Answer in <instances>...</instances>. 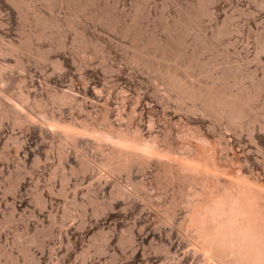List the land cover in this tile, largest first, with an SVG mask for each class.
<instances>
[{"label": "rangeland", "instance_id": "rangeland-1", "mask_svg": "<svg viewBox=\"0 0 264 264\" xmlns=\"http://www.w3.org/2000/svg\"><path fill=\"white\" fill-rule=\"evenodd\" d=\"M263 47L264 0H0V264H196L175 234L183 206L172 231L145 236L183 201L182 183L155 164L106 174L108 144L59 129L102 133L107 115L177 156L200 132L223 149V178L264 182ZM167 69L202 85L223 76L229 92L256 93L253 112L242 128L191 112L166 93ZM121 187L127 197L110 208Z\"/></svg>", "mask_w": 264, "mask_h": 264}, {"label": "bare ground", "instance_id": "bare-ground-1", "mask_svg": "<svg viewBox=\"0 0 264 264\" xmlns=\"http://www.w3.org/2000/svg\"><path fill=\"white\" fill-rule=\"evenodd\" d=\"M25 2L28 4L29 1ZM159 56L161 57V54ZM185 63L186 61L183 66H188ZM181 68L178 70L182 71ZM166 73L167 75L163 74L165 75L163 85L166 93H172L174 100L179 104L190 102L189 111L191 112H199L215 121H223L228 127L239 128L253 112L251 108L257 97L256 93L229 92L230 90L223 88L226 85L223 76L216 77L212 82L202 85L194 83L189 75L180 78L169 74V71ZM216 81L220 82V87L214 86ZM132 114H135V111ZM254 120L255 118L252 119ZM102 121L107 125L102 133L87 126L80 129L65 126L59 130L65 141H72L82 136L92 138L99 144H108L110 151L103 164L106 174L129 173L135 168L138 173V169L144 171L150 165L155 164L158 167L156 172L159 170L161 175L169 176L171 180H177V183L179 181L185 186L184 194H181V196L184 195L183 201L180 200L179 203L177 200L178 204L174 198L170 200L166 208L170 216L158 217L154 231L145 233L149 242L154 239L155 231L160 234L158 230L162 227L167 228L168 232L172 231L170 228L174 224L175 207L181 205L184 207L182 209L184 214L182 221L179 220L176 227L174 226L176 238L183 244L184 253L190 255L196 264H264V182L259 178L242 173H235L232 178H223L228 171L224 168V164L221 165L218 155L223 149L209 144L200 132L190 135L194 144L186 145L188 152L177 156L172 152L169 144L165 141L159 142L155 136L145 137L137 128L131 131L114 129L109 124L107 115L103 116ZM112 133L114 135L110 136ZM128 178L131 179V177ZM115 189L114 193L109 195L108 206L110 208L116 201H122L127 193L124 187ZM130 242H132L131 235L120 236L118 240L122 247L128 244L130 246ZM161 244L158 247L155 246L154 251L164 252L163 254L168 257L171 253L169 247Z\"/></svg>", "mask_w": 264, "mask_h": 264}]
</instances>
